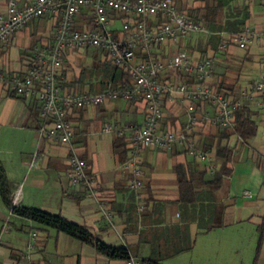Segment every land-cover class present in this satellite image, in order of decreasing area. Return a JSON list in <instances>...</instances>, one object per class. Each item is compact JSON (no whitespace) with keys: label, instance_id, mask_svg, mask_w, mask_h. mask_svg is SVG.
Masks as SVG:
<instances>
[{"label":"crops","instance_id":"1","mask_svg":"<svg viewBox=\"0 0 264 264\" xmlns=\"http://www.w3.org/2000/svg\"><path fill=\"white\" fill-rule=\"evenodd\" d=\"M26 3L21 0L20 6ZM6 7L7 0H0V14ZM177 7L204 25L202 31L192 34L217 27L219 43L224 46L207 40L201 47L199 39L191 40V34L168 40L153 51L154 56L165 59L186 51L195 60L210 59L214 70L211 83L218 89L235 99L244 89H251L264 64V0H177ZM57 20L51 15L35 18L0 47V163L11 185L13 202L18 198V205L84 225L105 243L125 248L141 261L264 264L262 96L257 94L256 102H245L257 122L256 134L249 140L234 132V124L214 125L210 118L216 108L209 101L180 97L165 100L161 130L180 131L188 122L190 104L195 103L194 113L200 122L193 137L200 148L210 151L211 159L201 161L182 145L170 151L145 147L139 161L146 178L140 198L129 186L130 172L123 168L132 148L129 130L118 135L104 128L107 124L121 128L144 124L145 102L120 97L73 108L69 114L74 129L71 144L87 161L94 182L90 188L72 184L67 176L69 146L40 135V103L16 94L11 85L25 73L35 49L52 43ZM119 21L113 26L116 33L122 29V23L117 26ZM236 24L238 29L221 28ZM246 28L255 37L246 47H240L233 36ZM104 54L96 47L67 50L61 69L63 91L97 94L109 84L130 87L129 78L106 72L102 88L96 87L94 92L95 85L86 73L98 63L113 65ZM162 79L195 82L194 76L173 71L166 72ZM220 145L231 149L227 174L221 173L222 159L217 155ZM140 203L145 206L142 210ZM107 210L113 212L111 219ZM31 231L38 232V239L28 258ZM0 264L127 263L125 258L109 257L73 236L15 214L0 193Z\"/></svg>","mask_w":264,"mask_h":264},{"label":"built area","instance_id":"2","mask_svg":"<svg viewBox=\"0 0 264 264\" xmlns=\"http://www.w3.org/2000/svg\"><path fill=\"white\" fill-rule=\"evenodd\" d=\"M20 2L7 0L6 11L0 14V47L10 42L33 19L45 15L58 17L52 43L35 49L34 58L28 63L25 73L13 79L11 85L16 94L32 97L40 103V135L69 146L67 176L72 184L90 188L94 182L87 161L71 144L74 129L69 114L73 108L97 105L120 97L127 101L145 102L144 124L124 128L107 124L104 128V131H115L118 135H124L129 130L132 148L123 168L130 172L129 186L140 198L146 178L139 161L145 147L170 151L176 145H182L188 154L201 161L211 159L210 151L200 148L193 137L200 122L194 113L195 103L190 104L188 122L180 131L161 130L165 100L174 101L180 97L189 101H209L216 108V114L210 121L221 127L233 126L236 109L245 102H256L257 94L262 96L259 104L264 107V64L254 86L244 89L235 99L211 83L214 70L210 59L195 60L186 51L165 59L154 56L153 51L168 40L186 38L204 29L202 22L193 20L177 7V0H27L24 6H20ZM83 12L90 15L91 21L78 27L77 22ZM119 19L122 29L116 33L113 26ZM233 37L240 47H246L255 35L246 28ZM261 38L264 40V32ZM223 46L220 45L221 48ZM87 47L102 49L106 59L129 74L132 85L115 87L109 84L97 94L74 89L64 92L61 69L65 53ZM169 71L194 76L195 82L163 80L162 77ZM215 169L216 165H213L212 170ZM246 194L251 195L250 192ZM17 203L18 198H15L14 204ZM144 208V204L140 203L139 209ZM106 214L110 219L113 217L112 211L107 210ZM37 239L38 232L31 231L28 258L35 251ZM126 263L143 264L133 256L127 258Z\"/></svg>","mask_w":264,"mask_h":264},{"label":"trees","instance_id":"3","mask_svg":"<svg viewBox=\"0 0 264 264\" xmlns=\"http://www.w3.org/2000/svg\"><path fill=\"white\" fill-rule=\"evenodd\" d=\"M117 69H119L117 67ZM121 70V69H120ZM121 77H125V72L123 70ZM129 80L132 79L129 77ZM234 132L241 137L243 140L251 139L257 131V122L253 119V111L250 105L244 104L235 111L234 120ZM231 149L228 146L220 145L217 147V155L222 159L221 173L227 174L229 167L227 163L230 159ZM0 193L2 195L5 204L14 212L15 214L29 218L36 222L37 224L52 227L73 236L85 243H88L96 248V250L109 257H120L129 258L128 251L125 248L116 247L105 243L99 236L92 233L86 226L68 220L59 214L50 213L38 208L22 206L14 204L12 199L11 187L8 182L5 169L0 163ZM143 264H161L154 260H144Z\"/></svg>","mask_w":264,"mask_h":264},{"label":"rangeland","instance_id":"4","mask_svg":"<svg viewBox=\"0 0 264 264\" xmlns=\"http://www.w3.org/2000/svg\"><path fill=\"white\" fill-rule=\"evenodd\" d=\"M83 13H84V14H82L83 17H81L77 22V24H79V25H77L78 27H80L81 23L86 24V23H89L91 21L90 15L86 12H83ZM117 26H121L120 21L117 22ZM221 28H224L223 30H227V28H230L231 30L232 29H238L239 24L232 25L230 27H221ZM217 31H218L217 27H212L211 29L208 30V32H200V33L192 34L191 40L199 39V46H201V47L204 46V44L207 40L210 41L209 44H212L215 46L220 45L219 42H220L221 37H220V33H217ZM104 55H106V54H104ZM106 72H110V73H112V75H114L115 73H119L120 75H122V71L120 69H117V67L115 65H110V64L105 65V64L98 63L94 67H92L90 70L88 69V71L86 73L87 78L89 79L90 82L94 83V85H95L94 92L97 91L96 87L102 88L103 82L106 80V77L108 76L106 74ZM125 77L129 78L130 76L128 73L125 72ZM87 78H86V80H87ZM10 187H11V185H10Z\"/></svg>","mask_w":264,"mask_h":264}]
</instances>
